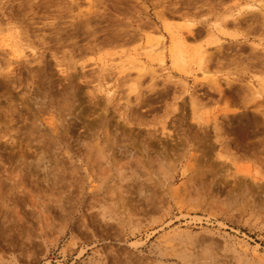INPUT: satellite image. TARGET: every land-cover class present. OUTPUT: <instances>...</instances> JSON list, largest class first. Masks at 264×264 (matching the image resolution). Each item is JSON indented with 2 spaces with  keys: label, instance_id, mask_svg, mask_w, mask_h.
Listing matches in <instances>:
<instances>
[{
  "label": "rangeland",
  "instance_id": "rangeland-1",
  "mask_svg": "<svg viewBox=\"0 0 264 264\" xmlns=\"http://www.w3.org/2000/svg\"><path fill=\"white\" fill-rule=\"evenodd\" d=\"M0 41V264H264V0H0Z\"/></svg>",
  "mask_w": 264,
  "mask_h": 264
},
{
  "label": "bare ground",
  "instance_id": "bare-ground-1",
  "mask_svg": "<svg viewBox=\"0 0 264 264\" xmlns=\"http://www.w3.org/2000/svg\"><path fill=\"white\" fill-rule=\"evenodd\" d=\"M160 14V13H159ZM81 15V14H80ZM83 15V14H82ZM79 17V16H78ZM84 17V16H83ZM91 18V17H90ZM86 22H89L88 20L86 21ZM85 24V23H84ZM80 25H81V23H80ZM76 26H79V24L77 25L76 24ZM86 26V25H85ZM6 29V28H5ZM11 29V28H10ZM10 29H8V30H10ZM2 30V29H1ZM13 32V31H12ZM17 33V32H16ZM12 34V33H11ZM10 35V34H9ZM172 35V45L169 47V55H170V58H171V61H172V65L174 66V67H180L179 65H181L182 63H184V61H185V58L186 57H184L183 56V54L184 53H182L181 52V48H179L180 46H181V44L182 43H185V39H184V42H182V40L178 37V36H176V35H173V34H171ZM10 36H12V35H10ZM14 36V35H13ZM43 38V37H42ZM6 39H8L7 37H6ZM10 39V38H9ZM171 39V38H170ZM10 40H12V38L10 39ZM9 40V41H10ZM20 40V39H19ZM21 40H23V39H21ZM25 40H23V42H24ZM1 42V41H0ZM4 42V41H3ZM12 42V41H11ZM14 43H11V44H8V45H6V47H10V51H11V53L14 55V56H18V54H20V53H22V51H23V47L22 46H26L28 49H31V51L32 50H34V49H37V48H34L33 46L35 45H33V42L31 43V42H26L27 44L26 45H21L20 47H19V45H18V43L19 42H17L16 40L15 41H13ZM22 42V43H23ZM25 42H24V44H25ZM43 42V41H42ZM35 43V42H34ZM44 43V42H43ZM7 44V43H6ZM46 44V43H45ZM18 45V47H16ZM162 45V44H161ZM182 45H184V44H182ZM37 47V46H36ZM182 48H184V47H182ZM37 51V50H36ZM34 52V51H33ZM202 52H205L204 50L202 51ZM202 52H200L201 54H204V53H202ZM43 53V52H42ZM200 53H199V59H200V63H201V61H202V55L200 56ZM186 63V62H185ZM199 63V64H200ZM10 65V64H9ZM199 69H200V71H201V73L202 74H207L208 72H207V69L206 70H204L205 69V67H204V69L202 70V67H199ZM210 72V71H209ZM63 73V72H62ZM49 149V148H48ZM2 157V156H1ZM47 166V165H46ZM52 167V166H51ZM50 173V172H49ZM52 173V172H51ZM60 173V172H59ZM56 174V173H55ZM27 175V174H26ZM51 175V174H50ZM52 176V175H51ZM57 176H58V174H57ZM24 180V179H23ZM25 182V181H24ZM34 182V181H33ZM32 182V183H33ZM41 183V182H40ZM34 184V183H33ZM44 184V183H43ZM58 185V184H57ZM54 186V185H53ZM57 188V187H56ZM2 189H3V186H2ZM5 189V188H4ZM52 190V189H51ZM55 192V191H54ZM18 195V194H17ZM16 197V196H15ZM18 197V196H17ZM15 199V198H14ZM52 201V200H51ZM55 201V200H54ZM48 205V204H47ZM53 205V204H52ZM55 205V204H54ZM34 208V207H33ZM29 209V208H28ZM57 210V209H56ZM29 213V212H28ZM27 213V214H28ZM25 214V213H24ZM57 215V214H56ZM4 217V216H3ZM38 218V217H37ZM4 219V218H3ZM39 219V218H38ZM1 225V224H0ZM25 226V225H24ZM8 227V226H7ZM20 229V228H19ZM15 231V230H14ZM18 231V230H17ZM30 231V230H29ZM25 232V231H24ZM31 233H33L32 231H31ZM1 234H3V233H1ZM31 236V235H30ZM18 237V236H17ZM16 240V239H15ZM30 248V247H29ZM26 249V248H25Z\"/></svg>",
  "mask_w": 264,
  "mask_h": 264
}]
</instances>
